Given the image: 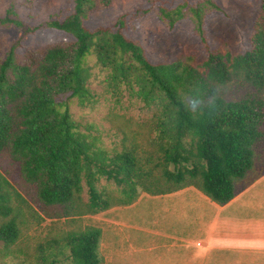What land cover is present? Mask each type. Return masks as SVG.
<instances>
[{"label":"trees","instance_id":"trees-1","mask_svg":"<svg viewBox=\"0 0 264 264\" xmlns=\"http://www.w3.org/2000/svg\"><path fill=\"white\" fill-rule=\"evenodd\" d=\"M73 2L71 13L52 15L47 23L72 34L73 40L22 51L15 43L6 55L0 53V152L8 151L20 161L26 181L37 185L40 202L67 219L130 204L142 191L164 195L195 187L221 205L230 202L264 148V0L251 48L233 55L206 45L204 70L183 59L157 63L148 58L128 30L150 8L121 14L115 24L91 30L85 24L90 16L111 8L114 0ZM219 10L216 0H200L161 5L158 13L170 29L190 16L205 41L207 18ZM0 22L26 33L39 28L21 19L14 5L0 15ZM91 54L115 79L135 88L147 105L160 109L158 160L137 146L110 156L77 128L67 100L89 98ZM237 83L249 91L238 94ZM101 177L122 187V197L100 192ZM84 180L90 194L87 203L82 197ZM33 218L44 220L0 173V241L6 249L19 241ZM74 227L54 237L51 248L60 254L67 250L72 264H104L102 229ZM5 254L0 248V259Z\"/></svg>","mask_w":264,"mask_h":264},{"label":"rangeland","instance_id":"rangeland-1","mask_svg":"<svg viewBox=\"0 0 264 264\" xmlns=\"http://www.w3.org/2000/svg\"><path fill=\"white\" fill-rule=\"evenodd\" d=\"M153 1L114 0L111 8L97 10L85 24L91 30L99 26H111L121 14L150 8V12L136 19L135 27L128 30L130 37L143 44L148 58L157 63L183 59L204 70L202 65L210 49L236 55L251 48V35L262 4V0H216L221 10L208 16L206 40L203 41L190 16L170 29L158 13L161 5L175 7L186 1L195 3L200 0ZM12 5L21 19L39 28L33 33H26L17 27H4L0 22L2 56L15 43L22 46V51L27 47H41L74 39L72 34L47 24L52 15L66 16L71 13L73 0H0V15H5ZM87 65L92 73L88 82L91 91L89 98L84 101L78 98L67 100L79 131L86 134L97 149L106 151L110 156L137 146L142 154L150 153L158 160L157 157L162 155L159 151L160 109L147 105L135 88L115 79L108 69L99 66L95 54L87 57ZM234 87L238 94L249 91L239 83ZM170 168H174L173 164ZM254 169L255 174L264 170V148L256 156ZM0 173L44 218L42 221L33 218L22 229L19 241L10 249H6L0 241V248L6 253L0 259V264H72L67 250L60 254L59 249L51 248L49 242L79 225H94L102 229L100 251L104 264H179L180 258L187 252L207 251L205 243L184 245L177 241L183 228L182 219L189 218L180 216V210L176 209L177 205L171 199L173 196L152 195L142 191L130 204H116L94 215L77 216L74 220L57 215L60 210L47 208L40 202L37 185L26 181L21 162L8 151L0 152ZM83 186L82 197L87 203L90 194L85 180ZM97 187L108 197H122V187L113 180L101 177ZM260 193L264 201V185L260 186ZM189 228L196 230L197 234L201 233L199 226ZM261 229L264 233V212ZM261 264H264V257Z\"/></svg>","mask_w":264,"mask_h":264},{"label":"crops","instance_id":"crops-1","mask_svg":"<svg viewBox=\"0 0 264 264\" xmlns=\"http://www.w3.org/2000/svg\"><path fill=\"white\" fill-rule=\"evenodd\" d=\"M254 170L238 182L237 195L224 205L195 187L165 195L173 196L180 216L189 218L182 219L183 228L177 241L184 245L207 244L206 252H187L179 264H261L264 201L260 186L264 185V170L257 174ZM194 225L200 227V234L189 228Z\"/></svg>","mask_w":264,"mask_h":264}]
</instances>
